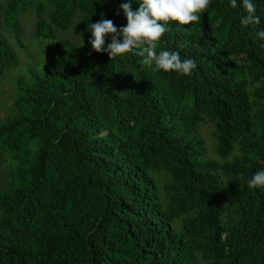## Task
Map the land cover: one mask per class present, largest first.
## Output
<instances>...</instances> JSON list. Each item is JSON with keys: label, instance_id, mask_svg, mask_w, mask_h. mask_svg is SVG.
I'll return each instance as SVG.
<instances>
[{"label": "trees", "instance_id": "obj_1", "mask_svg": "<svg viewBox=\"0 0 264 264\" xmlns=\"http://www.w3.org/2000/svg\"><path fill=\"white\" fill-rule=\"evenodd\" d=\"M128 2H0V77L22 13L51 42L0 120V264H264V186L248 187L264 171V0L255 28L242 0L168 22L157 52L194 59L191 75L92 49L88 23L126 26Z\"/></svg>", "mask_w": 264, "mask_h": 264}, {"label": "clouds", "instance_id": "obj_2", "mask_svg": "<svg viewBox=\"0 0 264 264\" xmlns=\"http://www.w3.org/2000/svg\"><path fill=\"white\" fill-rule=\"evenodd\" d=\"M209 5L210 0H141L138 10L133 11L131 2L122 3L120 8L127 17L126 26L118 29L112 20L104 19L103 14L100 22L88 23L92 49L97 53L107 52L111 60L125 53H135L143 57L144 66L154 71L191 75L197 68L196 61L192 58L182 59L178 51L161 50L158 53V42L168 31L169 21H176L180 25L199 22L201 15L198 14H203ZM230 6L236 8L237 0H230ZM242 7L246 13L241 18L243 26L255 28L261 23L252 0H242ZM108 36H111V42L105 46ZM256 36L264 40V30L258 31ZM259 186H264V171H257L248 180L249 189Z\"/></svg>", "mask_w": 264, "mask_h": 264}, {"label": "rangeland", "instance_id": "obj_3", "mask_svg": "<svg viewBox=\"0 0 264 264\" xmlns=\"http://www.w3.org/2000/svg\"><path fill=\"white\" fill-rule=\"evenodd\" d=\"M6 1L0 0L2 4H5ZM19 22L22 27L20 33H16L10 26H5L3 31V36L11 44L17 63L0 77V120L2 117L8 116L12 110V104L10 105V103L14 98L15 85L18 83L20 76L25 75L27 67L29 69L33 67L41 69L44 64L40 62L47 60V46L51 45V42L46 39L42 42L34 37L36 17L32 11L22 13L19 16ZM59 37L67 38L73 42L79 41L72 30L59 32ZM210 132L211 129L208 126H205L201 131L209 146L213 144Z\"/></svg>", "mask_w": 264, "mask_h": 264}]
</instances>
